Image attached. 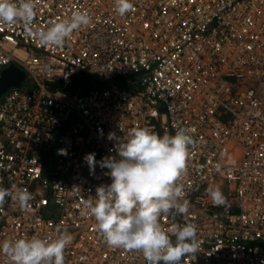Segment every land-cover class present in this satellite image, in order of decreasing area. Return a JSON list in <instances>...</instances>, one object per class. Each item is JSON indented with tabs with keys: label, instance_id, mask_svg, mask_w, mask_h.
Segmentation results:
<instances>
[{
	"label": "built area",
	"instance_id": "2783aa9c",
	"mask_svg": "<svg viewBox=\"0 0 264 264\" xmlns=\"http://www.w3.org/2000/svg\"><path fill=\"white\" fill-rule=\"evenodd\" d=\"M131 2L120 16L114 0H34V29L76 10L91 17L62 48L0 25V69L26 73L0 95V183L32 195L27 209L0 207V240L50 239L60 227L73 237L65 264H145L108 247L83 204L111 183L99 164L116 155L110 132L187 129L178 184L189 212L161 218L197 228L200 250L182 264H264V0ZM214 188L226 205H213Z\"/></svg>",
	"mask_w": 264,
	"mask_h": 264
},
{
	"label": "clouds",
	"instance_id": "9594fccd",
	"mask_svg": "<svg viewBox=\"0 0 264 264\" xmlns=\"http://www.w3.org/2000/svg\"><path fill=\"white\" fill-rule=\"evenodd\" d=\"M114 8L125 16L133 4L131 0H114ZM35 17L34 0H0V25L19 24L40 46L62 48L74 32L91 23L87 12L76 10L67 19L34 29ZM108 139L116 141V155L99 164L108 169L111 183L97 186L95 200L84 201L83 214L94 218L95 228L108 247L138 252L145 264H182L186 256L200 250L197 228L190 223L164 228L161 218L189 212L190 202L182 198L178 181L186 171L193 137L187 129L161 136L133 127L126 139L111 132ZM86 162L94 168V154H88ZM208 195L213 205L227 204L219 188L209 189ZM31 199L27 189L10 190L0 183V207L12 201L27 209ZM72 240L66 228L58 227L50 239L0 240V254L8 264H65V249Z\"/></svg>",
	"mask_w": 264,
	"mask_h": 264
},
{
	"label": "water",
	"instance_id": "95a60500",
	"mask_svg": "<svg viewBox=\"0 0 264 264\" xmlns=\"http://www.w3.org/2000/svg\"><path fill=\"white\" fill-rule=\"evenodd\" d=\"M25 77V71L14 64L0 69V95L10 86H18Z\"/></svg>",
	"mask_w": 264,
	"mask_h": 264
}]
</instances>
